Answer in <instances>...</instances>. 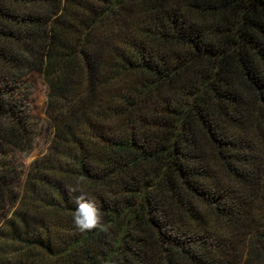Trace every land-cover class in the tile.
Here are the masks:
<instances>
[{"label":"trees","instance_id":"16d2710c","mask_svg":"<svg viewBox=\"0 0 264 264\" xmlns=\"http://www.w3.org/2000/svg\"><path fill=\"white\" fill-rule=\"evenodd\" d=\"M0 264H264V0H0ZM81 185L109 232L73 223Z\"/></svg>","mask_w":264,"mask_h":264},{"label":"rangeland","instance_id":"374dc122","mask_svg":"<svg viewBox=\"0 0 264 264\" xmlns=\"http://www.w3.org/2000/svg\"><path fill=\"white\" fill-rule=\"evenodd\" d=\"M29 105L35 122V139L31 152L24 153L9 143L0 140V150L6 152L23 169L22 175L14 181V186L20 193L23 192L32 161L47 152L54 134L52 124L46 115L48 89L36 76L34 77L33 92L29 98Z\"/></svg>","mask_w":264,"mask_h":264},{"label":"clouds","instance_id":"9594fccd","mask_svg":"<svg viewBox=\"0 0 264 264\" xmlns=\"http://www.w3.org/2000/svg\"><path fill=\"white\" fill-rule=\"evenodd\" d=\"M85 180L86 177L84 176L78 177L76 186L67 189L70 194L79 193L73 200L75 204V211L72 216L73 223L81 232L99 229L104 233H108L110 225L104 222L100 206L97 204L96 200L91 198L90 194L81 187Z\"/></svg>","mask_w":264,"mask_h":264}]
</instances>
